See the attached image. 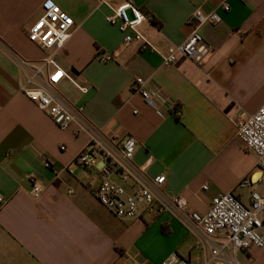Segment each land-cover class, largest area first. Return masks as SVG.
<instances>
[{"label": "crops", "instance_id": "0c3cea01", "mask_svg": "<svg viewBox=\"0 0 264 264\" xmlns=\"http://www.w3.org/2000/svg\"><path fill=\"white\" fill-rule=\"evenodd\" d=\"M43 1L0 0V264H162L172 254L203 264L207 250L169 213L119 219L97 201L100 175L74 164L89 135H77L74 125L61 130L19 91L23 77L11 54L44 73L51 68L43 60L53 55L87 88L83 94L64 78L59 93L82 106L95 128L131 136L135 164L150 177L165 175L166 192L205 214L216 192H232L247 205L250 193L260 190L255 179L264 180L231 120L234 112L246 117L264 103V0H127L152 18L138 31L155 51L137 41L125 44L126 34L106 22L123 0H53L74 27L59 50L40 48L28 32ZM198 6L220 17L199 29L210 48L206 61L201 69L183 58L162 66L168 49L190 34L186 22ZM135 78L156 92L154 107L130 90ZM45 159L56 169L44 168ZM29 177L43 186L38 199L30 195ZM233 257L239 264H264V247Z\"/></svg>", "mask_w": 264, "mask_h": 264}, {"label": "built area", "instance_id": "2783aa9c", "mask_svg": "<svg viewBox=\"0 0 264 264\" xmlns=\"http://www.w3.org/2000/svg\"><path fill=\"white\" fill-rule=\"evenodd\" d=\"M100 5H108L111 0H98ZM223 11L229 7L221 4ZM42 14L30 27L28 40L43 49L59 50L70 37L74 22L64 10L53 0H44L41 4ZM127 12L131 14L128 17ZM106 22L116 26L125 33L124 43L137 41L143 50L155 49L139 33L138 27L152 18L144 15L133 3H123L112 9L106 16ZM220 17L215 9L206 10L196 7L187 19L191 32L183 44L171 46L162 57V66H175L180 58L190 61L197 68L206 61L210 48L199 34L205 24H217ZM12 58L22 73L19 91L38 110L46 114L61 130L72 125L76 134L87 133V146L75 157L74 164L84 169L93 170L100 175L98 185L93 189L97 201L119 219H135L144 214L169 213L181 222L194 235L198 244L208 252L203 264H239L233 255L251 247H264V180L256 178L260 190L250 193L249 203H242L232 192H216L210 200L205 214L190 211L186 200L165 191L166 177L158 175L150 177L145 166H138L133 161L136 141L123 132L104 133L95 128L85 118L83 107L70 103L62 96L57 85L62 79L69 80L81 92L87 88L78 86L70 75H67L55 62L53 55L43 60V66L51 72L44 73L43 67H35L15 54ZM103 62L110 57H103ZM208 79V75L204 74ZM130 90L138 93L150 106H155L154 95L147 81L135 78ZM180 115V109L175 111ZM236 128V137L244 148L255 154L256 168L264 175V103L251 115L241 117L234 112L231 116ZM64 150V147L60 148ZM150 162V160H149ZM47 169H56L49 160H43ZM30 195L38 199L43 186L35 177H29ZM250 183H254L249 179ZM202 191H208L204 184ZM5 200L0 197V204ZM137 264H142L138 262ZM162 264H190L186 260H178L175 254L164 260Z\"/></svg>", "mask_w": 264, "mask_h": 264}, {"label": "rangeland", "instance_id": "374dc122", "mask_svg": "<svg viewBox=\"0 0 264 264\" xmlns=\"http://www.w3.org/2000/svg\"><path fill=\"white\" fill-rule=\"evenodd\" d=\"M257 170H259L258 168H256Z\"/></svg>", "mask_w": 264, "mask_h": 264}]
</instances>
